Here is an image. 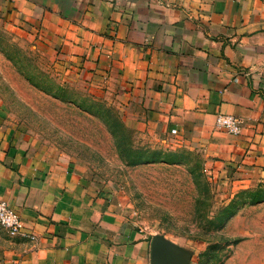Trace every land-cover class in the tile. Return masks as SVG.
Returning a JSON list of instances; mask_svg holds the SVG:
<instances>
[{"label": "crops", "instance_id": "obj_1", "mask_svg": "<svg viewBox=\"0 0 264 264\" xmlns=\"http://www.w3.org/2000/svg\"><path fill=\"white\" fill-rule=\"evenodd\" d=\"M0 28L127 125L206 148L264 185V0H0ZM218 114L242 121L237 137ZM0 104V201L23 237L0 264H192L197 248L133 230L87 165H45Z\"/></svg>", "mask_w": 264, "mask_h": 264}, {"label": "rangeland", "instance_id": "obj_2", "mask_svg": "<svg viewBox=\"0 0 264 264\" xmlns=\"http://www.w3.org/2000/svg\"><path fill=\"white\" fill-rule=\"evenodd\" d=\"M16 39L0 28V104L45 165L85 163L134 231L197 248L192 264H264V185L244 189L206 148L130 127ZM11 248L0 227V256Z\"/></svg>", "mask_w": 264, "mask_h": 264}, {"label": "built area", "instance_id": "obj_3", "mask_svg": "<svg viewBox=\"0 0 264 264\" xmlns=\"http://www.w3.org/2000/svg\"><path fill=\"white\" fill-rule=\"evenodd\" d=\"M215 127L228 135L237 137L242 131V121L234 116L218 114L215 117ZM0 227L11 237H23L34 241L33 236L23 234L22 222L19 215L7 203L0 201Z\"/></svg>", "mask_w": 264, "mask_h": 264}]
</instances>
